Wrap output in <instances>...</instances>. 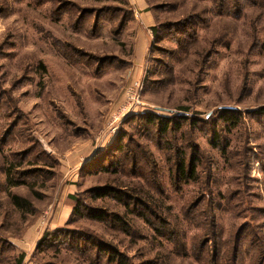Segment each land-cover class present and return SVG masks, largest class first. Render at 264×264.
<instances>
[{"label":"rangeland","instance_id":"1","mask_svg":"<svg viewBox=\"0 0 264 264\" xmlns=\"http://www.w3.org/2000/svg\"><path fill=\"white\" fill-rule=\"evenodd\" d=\"M147 2L131 72L123 0H0V264H115L97 245L126 264H264V0ZM129 90L142 105L123 108ZM142 113L194 121L160 135L126 122ZM118 133L108 172L83 169Z\"/></svg>","mask_w":264,"mask_h":264},{"label":"trees","instance_id":"2","mask_svg":"<svg viewBox=\"0 0 264 264\" xmlns=\"http://www.w3.org/2000/svg\"><path fill=\"white\" fill-rule=\"evenodd\" d=\"M147 5L148 2L147 0H145ZM124 4L126 3L128 5V2L127 0H123ZM125 4V5H126ZM129 7V5H128ZM129 11H127V15H129V18H126L125 16H122L120 17V21H119V27H118V30H117V33L119 34L120 32H122L125 27L127 26V24L132 21L133 17H132V10L128 9ZM83 13H86L87 14H92L93 12L91 11H84ZM119 14V13H118ZM119 16V15H118ZM120 68H123L125 67L126 65L129 64L130 66V62H127V61H122L120 60ZM222 110V113L223 114H226V113H231V111L233 112H237L236 110H232L230 108H223L221 109ZM261 110H264V109H261ZM172 112V111H170ZM228 119H225L226 121L228 122H233L234 120V117H228L226 116ZM135 120H143L145 123H148L149 125H154L156 124L157 127L159 128V131H160V135L161 133L163 134L164 132L167 131L168 129V124H173L175 128L173 129H177L179 128V124L183 121H190L193 122L194 120H189L188 117H184V116H177V117H166V116H163V115H159V114H155V113H142V114H135L133 116H130L129 118L126 119V122H133ZM146 124V125H148ZM123 138L124 136L121 135L120 133L117 134V136H115L114 140L112 141V144L110 146H108L103 152H101L98 156H96L95 158H93L89 163L86 164V166L83 168V169H87V171L89 173L91 172H104L105 174L108 172V169L109 167H111L113 165V163H115V161L120 157V155H122V151L125 149V147L123 146ZM215 141V140H214ZM126 156V154L124 155V157ZM132 159V162L135 163V159L131 158ZM194 163V162H193ZM193 163L189 166V177H191V175L193 174V171H194V166H193ZM178 173L180 174L179 176L181 177H185V161L183 159H181L179 161V164H178ZM98 192H100L96 197L97 198H101V197H105L107 195L109 196H113L114 198H118L119 200H122L124 198L127 199V202H124L125 204V207L128 208L129 207V204L130 202L133 203L132 206L133 207H139L141 209H143L141 212H138L137 214V217H140L144 220V223H147V224H150L152 225L149 220L147 219V217H145V212L144 210L146 209L145 206H143L144 204L142 202H140V200L136 199V198H132L130 195L128 194H124L122 197H118L117 195V192L116 190H110L108 187H104V188H99L98 189ZM10 200L12 201V203L18 207V208H21L23 205H28V201H26L25 199H22L20 197H18L17 195H10ZM130 212H132L130 210ZM153 216H155L154 214H152ZM105 218V216H104ZM101 215H96L93 217V219H96V220H102L104 219ZM116 220L113 219V223L117 224V222L119 221V218L118 217H115ZM146 218V219H145ZM163 224V223H162ZM45 240V239H44ZM44 240H42L40 242V247L42 246ZM39 247V248H40ZM97 247V252L100 254L101 251H103L101 254H106L107 255V262H110V263H115V264H126V261L120 259L116 262V259L118 258V253L116 252H113L111 250H109L108 248L106 249H103V248H100L99 245L96 246Z\"/></svg>","mask_w":264,"mask_h":264},{"label":"crops","instance_id":"3","mask_svg":"<svg viewBox=\"0 0 264 264\" xmlns=\"http://www.w3.org/2000/svg\"><path fill=\"white\" fill-rule=\"evenodd\" d=\"M127 2H128L130 9L132 10L133 19L127 24L125 29L130 27L133 23L138 25V27L136 28L137 38H136V43L134 44L135 48L133 49L134 56L133 58H130V63H131L130 70L131 72H134V70L136 72V70L140 67L141 63L143 61L145 62L144 57L142 58L143 49L145 48V43L143 42L145 38V32L148 31L147 29L148 27L149 28L153 27L155 25V22H154L153 15H151L150 13L146 11L147 10L146 7L148 8V5L145 0H127ZM97 147H98L97 145L96 147L94 145V148H88V144H87V147H86L87 150L84 152V154H80L78 159H81V160L89 159L90 154Z\"/></svg>","mask_w":264,"mask_h":264},{"label":"built area","instance_id":"4","mask_svg":"<svg viewBox=\"0 0 264 264\" xmlns=\"http://www.w3.org/2000/svg\"><path fill=\"white\" fill-rule=\"evenodd\" d=\"M136 87H139V83H137ZM127 94H128V97L125 101V106L123 108L127 107L126 109H128V108L130 109L131 107L136 108L139 105H142L138 100V96L135 97L134 92L132 93L131 90H129V91H127ZM127 94H126V96H127ZM121 115H123V113ZM121 115H120V117H121Z\"/></svg>","mask_w":264,"mask_h":264},{"label":"water","instance_id":"5","mask_svg":"<svg viewBox=\"0 0 264 264\" xmlns=\"http://www.w3.org/2000/svg\"><path fill=\"white\" fill-rule=\"evenodd\" d=\"M157 110H165V109H162V108H156ZM167 111H169V110H167Z\"/></svg>","mask_w":264,"mask_h":264}]
</instances>
